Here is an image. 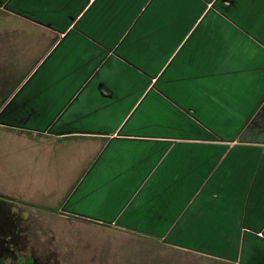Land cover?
Wrapping results in <instances>:
<instances>
[{
    "label": "crops",
    "instance_id": "1",
    "mask_svg": "<svg viewBox=\"0 0 264 264\" xmlns=\"http://www.w3.org/2000/svg\"><path fill=\"white\" fill-rule=\"evenodd\" d=\"M0 17V127L100 145L63 213L180 264H264V0H0Z\"/></svg>",
    "mask_w": 264,
    "mask_h": 264
},
{
    "label": "rangeland",
    "instance_id": "2",
    "mask_svg": "<svg viewBox=\"0 0 264 264\" xmlns=\"http://www.w3.org/2000/svg\"><path fill=\"white\" fill-rule=\"evenodd\" d=\"M13 134L0 127V264H30L28 257L32 264L182 262L159 253V242L61 211L65 200L85 208L79 200L88 197L87 185L74 184L97 141H16Z\"/></svg>",
    "mask_w": 264,
    "mask_h": 264
},
{
    "label": "trees",
    "instance_id": "3",
    "mask_svg": "<svg viewBox=\"0 0 264 264\" xmlns=\"http://www.w3.org/2000/svg\"><path fill=\"white\" fill-rule=\"evenodd\" d=\"M26 262L32 264V261L29 259V257L27 258Z\"/></svg>",
    "mask_w": 264,
    "mask_h": 264
}]
</instances>
